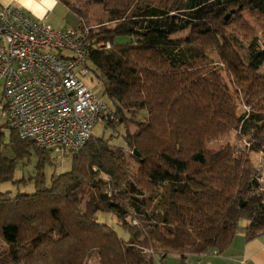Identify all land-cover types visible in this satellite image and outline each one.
<instances>
[{
	"label": "trees",
	"instance_id": "obj_1",
	"mask_svg": "<svg viewBox=\"0 0 264 264\" xmlns=\"http://www.w3.org/2000/svg\"><path fill=\"white\" fill-rule=\"evenodd\" d=\"M59 1L91 43H110L90 48L91 75L110 102L101 118L123 126L125 145L91 134L47 182L51 149L10 131L5 156L0 127V183L34 187L0 190V264H88L93 253L98 264H157L224 250L241 220L246 239L264 233V186L250 157L264 158V0H89L107 12L98 29ZM233 131L238 142L212 147ZM31 154L34 175L15 180ZM101 212L128 238L98 222Z\"/></svg>",
	"mask_w": 264,
	"mask_h": 264
},
{
	"label": "built area",
	"instance_id": "obj_2",
	"mask_svg": "<svg viewBox=\"0 0 264 264\" xmlns=\"http://www.w3.org/2000/svg\"><path fill=\"white\" fill-rule=\"evenodd\" d=\"M87 32L54 28L13 5L0 9V113L19 138L76 153L98 119H108L106 103L84 78L91 75L90 48L110 43H91Z\"/></svg>",
	"mask_w": 264,
	"mask_h": 264
},
{
	"label": "rangeland",
	"instance_id": "obj_3",
	"mask_svg": "<svg viewBox=\"0 0 264 264\" xmlns=\"http://www.w3.org/2000/svg\"><path fill=\"white\" fill-rule=\"evenodd\" d=\"M70 3L77 5L86 13V24L90 26L92 29H98L100 26L107 24V12L104 10L102 4H98L95 2H91L89 0H67ZM242 16L248 23H252V17L248 13H242ZM46 23L50 24L54 28H74L79 24V17L69 10V8L63 3H59L52 11L49 12L48 17L46 18ZM127 38L125 37H117L116 42L122 43L125 42ZM240 51V50H239ZM242 54V52H241ZM260 72L264 73V65L260 67ZM85 82L89 85V87L94 91L98 98H101L104 102L109 104V99L106 95L103 94V80L96 79V77H92L88 75L84 78ZM244 109L243 106L239 108L240 111ZM123 126H119L117 130L113 131L111 128L106 127L102 118H99L95 123L92 129V135L95 137H104L110 138L111 143L117 146H124V141L120 133L123 132ZM133 130V128H131ZM3 134L1 135V140L3 144L2 152L5 156L12 157L13 153L10 147H7L6 144L10 137V130L4 129ZM234 143L237 141L236 132H230L229 134L222 137L218 143L213 144L212 147L217 148L220 145H224L225 143ZM51 157L54 158V165H46L44 168L46 181L48 182L50 176L52 174L62 173L70 169L71 165V156L67 153L66 156H63L62 153L57 152L55 150H51ZM250 157L253 165L259 170L261 181L264 186V158L261 153H250ZM36 162V157L34 154H31L29 160L25 159L22 162L18 163L16 168L14 179H19L21 177H29L34 175V165ZM33 182L28 180L25 184L18 185L13 182H3L0 183V190L2 191H10L12 194H16L17 192H32L33 191ZM98 222L105 223L111 228H113L116 233L122 237L123 239L128 238V234L126 231L122 230L118 225L116 218L111 213H98L97 214ZM246 221L241 220L238 224L237 231L240 232L244 230ZM88 264H98L97 254L93 253L88 258Z\"/></svg>",
	"mask_w": 264,
	"mask_h": 264
},
{
	"label": "crops",
	"instance_id": "obj_4",
	"mask_svg": "<svg viewBox=\"0 0 264 264\" xmlns=\"http://www.w3.org/2000/svg\"><path fill=\"white\" fill-rule=\"evenodd\" d=\"M59 3V0H0V9L13 5L32 18L45 21L49 12ZM0 93H2L1 79ZM2 126H4V118L0 113V127ZM4 129L2 128V132ZM163 261L167 264H264V233L246 239L244 227V230L236 232L230 244L220 252L209 250L202 254H188L184 259L177 254H171Z\"/></svg>",
	"mask_w": 264,
	"mask_h": 264
}]
</instances>
